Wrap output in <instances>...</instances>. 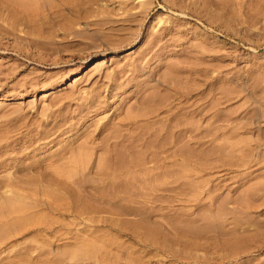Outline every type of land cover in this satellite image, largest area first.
Returning <instances> with one entry per match:
<instances>
[{
  "label": "rangeland",
  "instance_id": "obj_1",
  "mask_svg": "<svg viewBox=\"0 0 264 264\" xmlns=\"http://www.w3.org/2000/svg\"><path fill=\"white\" fill-rule=\"evenodd\" d=\"M24 1L0 3V264H264V0Z\"/></svg>",
  "mask_w": 264,
  "mask_h": 264
},
{
  "label": "bare ground",
  "instance_id": "obj_2",
  "mask_svg": "<svg viewBox=\"0 0 264 264\" xmlns=\"http://www.w3.org/2000/svg\"><path fill=\"white\" fill-rule=\"evenodd\" d=\"M14 1H15V0H14ZM26 1H28V0H26ZM26 1H24V2H26ZM97 1H98V0H97ZM97 1H96V0H95V1H92V0H75V1L61 0V1H59L58 6H60L62 9H66L67 12L71 14V16L73 15V16L76 17V16H78V15L80 16L81 13H83L82 11H84V12H85V11H87V12H88V11H92V10H90V8H92L93 10H95V9H94V6H95L94 3H97V4H98V2H99L100 0H99L98 2H97ZM119 1H120V0H119ZM3 2H6V0H5V1H4V0H0V3H1V4H2ZM10 2H12V0H10ZM93 2H94V3H93ZM7 3H8V2H7ZM7 3L4 4L5 7H4V5H2L1 7H2V8H3V7H4V8H7V7H6V6H7V5H6ZM56 3H57V2H55V4H56ZM103 3H104V2H103ZM118 3H120V2H118ZM122 3H123V1H122ZM124 3H125V2H124ZM12 4H13V3H12ZM14 4H15V3H14ZM14 4H13V5H14ZM50 4H51V3H49V5H50ZM93 4H94V6H93ZM13 5H12V6H13ZM15 5H16V4H15ZM20 5H21V4H20ZM22 5H25V4H22ZM22 5H21V6H22ZM46 5H47V4H46ZM103 5H104V4H103ZM103 5H102V6H103ZM106 5H107V4H106ZM106 5H105V7H106ZM117 5H118V4H117ZM26 6H27V3H26ZM56 6H57V4H56ZM99 6H101V5H99ZM118 6H119V5H118ZM9 7H10V6H9ZM9 7H8V9H9ZM15 7L17 8L18 6H15ZM15 7H14V8H15ZM51 7H52L51 9H53V5H52ZM60 7H59V9H60ZM105 7H104V8H105ZM2 8H0V9L3 10ZM48 8H49V7H48ZM56 8H57V7H55L54 10H56ZM97 8H98V7H97ZM97 8H96V9H97ZM102 8H103V7H102ZM104 8H103V9H104ZM110 8H111V7H110ZM117 8H118V7H117ZM119 8L121 9L122 7H119ZM10 9H11V7H10ZM20 9H21L22 12H23V11H27V10L29 11V8H27V10H26V8H24V7H23V9H25V10H22V8H19V10H20ZM98 9H101V7H99ZM113 9H114V8H113ZM115 9H116V8H115ZM11 10H12V9H11ZM48 10H49V9H48ZM66 10H65V14H64V16L66 15L65 17L63 16L62 13H61L62 15L58 14V12H57L58 10H56V13H54V14H56V15H55V16H52V17H55V18H56V19L54 18L55 21L57 20V17H58V16H62L63 18H69L70 16H68V13L66 12ZM104 10H105V9H104ZM109 10H110V9H109ZM111 10H112V8H111ZM4 11H5V10H3V13H4ZM13 11H14V9L12 10V13H14ZM17 11H18V10H17ZM21 11H20V12H21ZM28 11H27V12H28ZM33 11H34V10H33ZM0 12H1V11H0ZM6 12H7V11H6ZM6 12H5V14H6ZM15 12H16V11H15ZM31 12H32V11H31ZM31 12L29 11V15H30V17L32 16V13H31ZM46 12H47V11H46ZM52 12H53V11H52ZM87 12H86V14H87ZM96 12H98V11H96ZM100 12H101V11H100ZM9 13H11V12H8V14H9ZM16 13H19V12H16ZM16 13H15V14H16ZM30 13H31V14H30ZM66 13H67V14H66ZM92 13H93V11H92ZM15 14H14V15H15ZM44 14H45V13H44ZM50 14H52V13H50ZM54 14H53V15H54ZM57 14H58V16H57ZM70 14H69V15H70ZM90 14H91V13H90ZM93 14H94V13H93ZM3 15H4V14H3ZM11 15H12V14H11ZM11 15H10V16H11ZM27 15H28V13H27ZM29 15H28V16H29ZM39 15H40V14H39ZM48 15H49V13L47 12V16H48ZM88 15H89V14H88ZM8 16H9V15H8ZM17 16H18V15H16V17H17ZM21 16H22V14H21ZM36 16H38V14L35 15V17H36ZM45 16H46V14H45ZM26 17H27V16H26ZM52 17H50V18H52ZM4 18H5V17H4ZM14 18H15V17H14ZM24 18H25V17H24ZM39 18H40V17H39ZM39 18H38V19H39ZM45 18H46V17H45ZM71 18H72V17H71ZM101 18H102V17H101ZM101 18H100V19H101ZM104 18H105V17H104ZM18 19H19V18H18ZM26 19H27V18H26ZM28 19H29V18H28ZM28 19H27L26 21H25L24 19H23V20H24V22H27V23H28ZM32 19H33V21H34V18H32ZM32 19H31V20H32ZM60 19H61V18H60ZM60 19H59V20H60ZM69 19H70V18H69ZM69 19H63V20H65V21L67 20V21H68ZM20 20H21V17H20ZM20 20H18V22L21 24L22 21H20ZM31 20L29 19V21H31ZM44 20H45V22H46L47 19H44V18H43V21H44ZM49 20H50V19H49ZM59 20H58V21H59ZM103 20H104V19H103ZM105 20H106V19H105ZM105 20H104V21H105ZM33 21H31V23H32ZM65 21H63V23H65V24L68 23V22H65ZM77 21H78V20H77ZM97 21H100V23H99V25H100V24H101V20H97ZM97 21H95V22H92V21H91V23H96ZM18 22H15V23L19 24ZM34 22H36V20H35ZM34 22H33L32 24H34ZM40 22H42V19L40 20ZM50 22H51V20H50ZM69 22H70V20H69ZM71 22L73 23L72 20H71ZM107 22H108V21H107ZM109 22H110V21H109ZM111 22H112V20H111ZM43 23H44V22H43ZM43 23H42V24H43ZM51 23H52V22H51ZM57 23L60 24V22H57ZM77 23H78V22H77ZM102 23H103V21H102ZM104 23H106V22H104ZM25 24H26V23H25ZM29 24H30V22H29ZM32 24H31V25H32ZM38 24H39V22L36 23L37 26L40 25V24H39V25H38ZM44 24H45V25H49L48 22H47V24H46V23H44ZM59 24H58V25H59ZM69 24H70V23L67 24V25H68L67 27L70 26ZM88 24H89V23H88ZM97 24H98V22H97ZM97 24H96V25H97ZM34 25H35V24H34ZM45 25H44V26H45ZM54 25H56V24H54ZM61 25H62V24H61ZM73 25H74V24H73ZM90 25H93V24H90ZM2 26H3V25H2ZM20 26H21V25H20ZM25 26H26V25H25ZM49 26L51 27V25H49ZM65 26H66V25H64V27H65ZM41 27H42V26H41ZM54 27H55V26H54ZM56 27H57V25H56ZM71 27L75 28L74 26H71ZM2 28H6V27L3 26ZM39 28H40V27H39ZM47 28H48V27H47ZM51 28H52V27H51ZM51 28H50V30H52ZM58 28H62V27H58ZM58 28H57V30H58ZM65 28H66V27H65ZM73 28H72V29H73ZM110 28H111V27H110ZM120 28H121V27H119V30H120ZM55 29H56V28H55ZM62 29H64V28H62ZM67 29H69V28H67ZM67 29H64V30H65V33L68 34L69 31H70V35H71V30H72V29H69V31H68ZM113 29H114V28H113ZM115 29H116V28H115ZM121 29H122V28H121ZM73 30H74V29H73ZM73 30H72V31H73ZM79 30H80V29H79ZM79 30H75L74 33L71 35V36L74 35V36H73L74 39H75L76 36L79 35V37H80V34H82V33H81L82 31H79ZM94 30H95V29H94ZM94 30H93V34H94ZM117 30H118V29H117ZM122 30H123V29H122ZM1 31H2V30H1ZM3 31H4V30H3ZM3 31H2V32H3ZM83 31H84V30H83ZM90 31H91V30H90ZM95 31H96V30H95ZM10 32H11V31H10ZM75 32H76V33H75ZM84 32H86V31H84ZM84 32H83V33H84ZM7 33H8V31H7ZM7 33H6V34H7ZM79 33H80V34H79ZM87 33H88V32H87ZM91 33H92V32H91ZM0 34H1V33H0ZM2 34H3V33H2ZM63 35H64V34H63ZM68 35H69V34H68ZM82 35H83V34H82ZM84 35H88V34H84ZM91 35H92V34H89V37H91ZM94 35H95V34H94ZM105 35H106V34H105ZM71 36H70V37H71ZM64 37H65V35H64ZM73 37H72V38H73ZM83 37H84V36H83ZM92 37H93V35H92ZM102 37H106V38L109 37V39H110V36H103V35H102ZM77 38H78V37H77ZM111 38H112V37H111ZM112 39H113V38H112ZM118 39H119V38H118ZM50 40H51V39H50ZM78 40H79V39H78ZM81 40H82V39H81ZM81 40H79V41H81ZM79 41H78V42H79ZM108 41H109V40H108ZM111 41H112V40H111ZM117 41H118V40H117ZM117 41H116V42H117ZM38 42H39V40H38ZM43 42H45V41H43ZM43 42H42V43H43ZM75 42H76V40H75ZM87 43H88V41H87ZM87 43H86V44H87ZM89 43H90V42H89ZM103 43H104V42H103ZM108 43H109V42H107V45H108ZM110 43H111V42H110ZM113 43L115 44V42H113ZM40 44H41V42H40ZM92 44H93V43H92ZM88 45H91V44H88ZM93 45H94V44H93ZM93 45H92V46H93ZM107 45H106V46H107ZM110 45H112V44H110ZM66 46H68V45H66ZM66 46H65V47H66ZM97 46H98V45H97ZM63 47H64V46H63ZM110 48H111V47H110ZM105 50H106V48H105ZM107 50H108V49H107ZM70 52H71V51H70ZM67 54H68V52H67ZM73 54H74V53H73ZM73 54H69V55H68V58L63 59L62 62L73 64V63H75V62H72V61H74L76 58H77V59H81V57L84 56V55H83V56H80V55H76V54L73 55ZM77 54H78V52H77ZM81 54H82V53H81ZM86 55H87V54H86ZM62 56H63V55H62ZM62 56H61V57H62ZM65 56H66V55H65ZM84 57H85V56H84ZM84 57H83V58H84ZM53 58H55V56H53ZM53 58H52V59H53ZM77 59H76V60H77ZM42 61H43V60H42ZM60 61H61V60H60ZM58 62H59V61H58ZM71 62H72V63H71ZM53 63H54V62H53ZM55 63H57V62H55ZM68 65H69V64H68ZM119 72H120V71H119ZM138 84H139V83H138ZM143 84H144V83H143ZM144 86H145V85H144ZM151 94H152V93H151ZM152 95H153V94H152ZM144 96H145V95H144ZM146 96H147V95H146ZM141 97H142V96H139V100L142 99ZM152 97H153V96H151V95L149 96V98H152ZM144 98H145V97H143V99H144ZM149 98H147V99L149 100ZM139 100H138V101H139ZM170 103H171V102H170ZM170 103H169V104H170ZM179 104H180V103H178V105H179ZM170 105H171V104H170ZM178 105H177V106H178ZM179 106H180V105H179ZM166 107H167V106H166ZM165 109H166V108H165ZM166 110H167V112H168L169 109H166ZM161 111H162V110H161ZM170 111H171V109H170ZM152 112H153V111H152ZM163 112H164V111H163ZM149 113H150V112H149ZM150 114H152V113H150ZM153 114H156V113H153ZM126 123H127V122H126ZM124 124H125V123H124ZM124 124H123V125H124ZM130 124H131V123H130ZM132 124H134V123H132ZM132 124H131V125H132ZM169 125H171V124H169ZM130 127H133V126H130ZM134 127H135V125H134ZM139 130H140V129H139ZM143 130H145V129H143ZM147 131H149V130H147ZM152 131H153V130H152ZM138 132H139V131H138ZM138 132H137V133H138ZM150 132H151V131H150ZM150 132H149V133H150ZM153 132H155V131H153ZM137 133H136V134H137ZM139 133H141V132H139ZM147 133H148V132H147ZM151 133H152V132H151ZM155 133H156V132H155ZM143 134H144V133H142V135H141V134H139V135L143 136ZM145 134H146V132H145ZM145 134H144V135H145ZM157 134H158V133H157ZM155 135H156V134H153V133H152L151 135H150V134H147V137H146V135H145V137H143V138H144V139H145V138H146V139L148 138V139H147V142H149V144H152V145L155 146L156 143L154 144V142L156 141V137H157V136H155ZM144 139H143V140H144ZM123 140H124V139H122V143H123ZM157 140H158V139H157ZM120 141H121V140H120ZM130 142H131V141H130ZM130 142H129V143H130ZM114 143H115V142H114ZM114 143H113V144H114ZM131 143H132V142H131ZM131 143H130V145H131ZM135 143H136V142H135ZM115 144H116V143H115ZM117 144H119V143L117 142ZM117 144H116V145H117ZM137 144H138V143H137ZM116 145H115V146H116ZM126 145H127V143H126ZM133 145H135V144L133 143ZM136 146H137V145H136ZM131 147H132V146H131ZM133 147H134V146H133ZM145 147H146V146H145ZM152 147H153V146H152ZM134 148H135V147H134ZM136 148H137V147H136ZM136 148H135V149H136ZM130 152H131V151L128 152L129 154L127 153L128 156H130ZM133 152H134V151H133ZM135 153H137V152L135 151ZM135 153H134V154H135ZM138 153H139V152H138ZM138 153H137V154H138ZM152 154H153V153H152ZM139 155H140V153H139ZM131 156H132V154H131ZM131 156H130V157H131ZM141 156H143V155H141ZM141 156H140V158H142ZM144 156H145V155H144ZM134 157H137V156L134 155ZM134 157H133V158H134ZM5 203H6V202H5ZM8 203H9V202H8ZM8 203H7V204H8ZM15 203H16V202H15ZM17 203H18V202H17ZM5 205H6V204H5ZM13 205H16V204H13ZM17 205H18V206H17ZM17 205L14 206L15 209H16V207H19V204H17ZM23 205H24V204H23ZM21 206H22V204H21ZM24 207H25V206H24ZM10 209H11V208H10ZM20 209H21V208H18V214H19V212L21 213V211H19ZM26 209H29V208L27 207ZM26 209H24V210H26ZM16 211H17V209L15 210V212H16ZM12 212H14V211L12 210ZM12 212H10V213H12ZM22 212H23V211H22ZM24 213H25V212H24ZM24 213H23V214H24ZM25 214H26V213H25ZM0 215H1L0 218H3L2 213H1ZM3 215H4V214H3ZM9 215H11V214L8 213V216H9ZM13 215H14V214H13ZM8 216L6 215V217H8ZM18 216H19V215H18ZM21 216H22V215H21ZM21 216H20V219H21ZM27 216H28V215H27ZM10 217L14 219L15 215H14V217H12V216H10ZM27 218H28V217H27ZM27 218H26V219H27ZM3 220H4V218H3ZM6 220H7V219H6ZM6 220H5V222H6ZM9 220H10V218H9ZM11 220H12V219H11ZM22 220H23V218H22ZM24 220H25V219H24ZM1 221H2V220H1ZM2 222H3V221H2ZM14 222H15V221H14ZM26 222H28V219L26 220ZM26 222H25V223H26ZM0 223H1V222H0ZM9 223H10V222H9ZM9 223H8V224H9ZM1 224H2V223H1ZM21 224H22V223H21ZM23 224H24V223H23ZM3 225H4V224H2V227H3ZM5 225H6V224H5ZM5 225H4V226H5ZM0 227H1V226H0Z\"/></svg>",
  "mask_w": 264,
  "mask_h": 264
}]
</instances>
